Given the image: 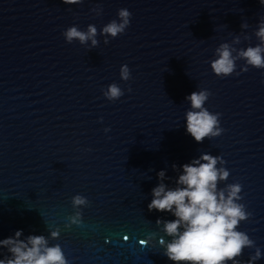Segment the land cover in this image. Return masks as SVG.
<instances>
[{
    "label": "water",
    "instance_id": "1",
    "mask_svg": "<svg viewBox=\"0 0 264 264\" xmlns=\"http://www.w3.org/2000/svg\"><path fill=\"white\" fill-rule=\"evenodd\" d=\"M122 8L129 26L104 34ZM262 21L259 0H0V240L42 235L68 264H177L164 230L176 218L147 206L153 188L181 187L182 166L209 154L229 172L217 192L240 183L234 202L251 213L237 230L254 245L236 259L264 264V69L239 56L264 47ZM89 25L95 46L66 40ZM223 44L235 62L226 77L211 68ZM112 83L124 92L116 101L103 95ZM194 91L210 92L204 107L221 114L223 132L202 143L186 131ZM76 195L88 204L74 208Z\"/></svg>",
    "mask_w": 264,
    "mask_h": 264
},
{
    "label": "clouds",
    "instance_id": "2",
    "mask_svg": "<svg viewBox=\"0 0 264 264\" xmlns=\"http://www.w3.org/2000/svg\"><path fill=\"white\" fill-rule=\"evenodd\" d=\"M81 0H63L64 4H78ZM264 5V0H259ZM131 12L122 8L118 11L119 22L112 20L103 27L102 32L111 37L123 34L130 24ZM243 26V25H242ZM97 29L93 25L88 26L87 32L80 31L77 27H70L64 32L66 40L70 43L74 39L81 44L91 40L92 45L97 44L95 39ZM256 35L264 43V21L261 22ZM107 43V41H105ZM218 58L211 64L213 72L217 76H229L234 72L235 62L232 52L227 44L217 49ZM264 47L257 45L248 47L239 52L248 65L257 69H264ZM120 77L127 81L131 78L130 69L122 65ZM128 91H131L129 88ZM104 97L109 101L119 100L124 92L116 84L112 83L103 92ZM211 95L208 91H194L186 97L191 102V111L186 114V131L197 143H202L205 137H217L223 129L219 127L220 113H211L204 107L205 101ZM203 161L194 160L191 164H184L183 174L178 177L177 184L181 187L167 189L165 184L160 183L152 189L153 199L148 204L149 211L170 212L176 218L164 222L165 232L173 237L167 244L165 255L168 259L187 264H225L232 261L233 264H240L237 257L243 254L246 247H253L254 242L248 235L237 230L240 221L251 216L250 212L244 210V206L234 202L240 199V183L230 185V192L225 198L224 192H217V180L228 177L229 172L216 168L220 157H213L209 154L201 156ZM165 173H158L163 179ZM74 208L87 205L85 197L76 195L72 199ZM80 212L68 219L77 223ZM157 224L161 223L158 219ZM183 227V231L180 228ZM21 231H16L14 237L0 240V246L6 247L11 258L0 259V264H68L64 253L59 245L47 246V241L42 235H30L27 242L19 240ZM55 237L56 233L53 232ZM125 239V237H124ZM128 239V237H127ZM125 239V240H127ZM140 243H144L143 240ZM164 243L163 239L160 241ZM30 245V246H29ZM257 259L261 257L259 249L256 250ZM250 264V262H249Z\"/></svg>",
    "mask_w": 264,
    "mask_h": 264
}]
</instances>
